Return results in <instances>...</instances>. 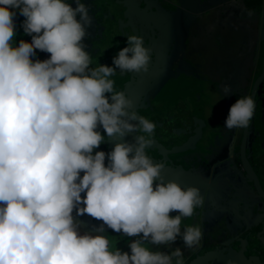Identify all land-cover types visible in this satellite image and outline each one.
I'll use <instances>...</instances> for the list:
<instances>
[{
  "label": "flooded vegetation",
  "instance_id": "af4514ba",
  "mask_svg": "<svg viewBox=\"0 0 264 264\" xmlns=\"http://www.w3.org/2000/svg\"><path fill=\"white\" fill-rule=\"evenodd\" d=\"M65 1L67 4H58L52 15L48 14L49 7L42 9L44 3L38 5L41 9L32 10L31 6L18 17L9 12L0 25V64L10 71L15 66L9 69L6 63L18 58V49L33 37V30L36 38L48 42L44 45L47 49L60 27L69 24L67 16L73 18L74 31L80 32L85 25L100 37L98 51L93 54L96 59L92 58L93 44H88L96 33H89L86 43L76 38L85 44L77 51L79 55L73 54L72 60L66 57L63 60L67 64L60 62L56 68L47 65L50 83L40 93L58 102L47 107L41 98L33 101L39 106L22 124L26 129L21 134L28 136V143L20 142L25 146L19 149L21 154L27 153L24 165L33 172L32 180L46 182L47 187V191L35 189L30 181L28 190L37 195L47 193L51 198L49 202H35L34 207L47 208L46 212L53 214L50 207L57 205L55 218L67 215L63 217L65 222H58L71 227L65 230L66 235L50 227L55 234L50 233L49 242L42 245L40 223L28 222L27 217L22 220L26 206H17L16 202L7 208L0 198V214L10 215V222L0 223V255L6 260L3 264H54V251L75 239L82 244V226L83 231L86 227L87 232L91 231L93 247L84 244L74 249L73 254L84 251L86 255L72 262L65 252L61 253L65 259L61 264H111L112 249L126 257L123 264H264V196L258 192L264 194V75L253 90L264 66V0H205L199 13L192 11L191 18L187 14L190 6H178L171 0H167V7L172 8H168L172 14L160 9V0H91L85 9L93 15L90 21L76 19L78 10L71 5L72 0ZM1 9L5 10L3 2ZM41 11L44 18L40 26L44 30H38L35 24L36 28L19 40L17 34L21 32L14 27ZM231 18L233 23L238 21L237 34L246 33L247 38L245 42L238 38L236 47L222 40L223 29ZM152 23L162 36L153 34ZM172 23L174 28L167 35ZM7 27L16 34L12 42L4 41L10 36L4 37ZM111 35H116L115 41ZM107 42L112 45H105ZM69 43L75 48V39ZM210 46L218 47L222 62H230L228 78L233 87L220 77L226 68L221 66L217 72L219 60L210 62L212 58L206 52ZM202 55V60L198 59ZM177 70L182 71L180 77H176ZM114 76L119 79L109 80L111 85L104 82ZM169 83L177 88L176 93L169 92ZM107 87L113 90L107 91ZM182 88H189L187 99L196 100L197 108L193 109L190 102L191 108L186 107L191 124L186 131L172 130L178 143L173 145L160 137L156 139L158 143H147L139 129L137 134L131 133V124L156 111V106L166 101L165 95L169 100V96L173 98L184 91ZM216 90L217 98L213 96ZM28 105L26 101L22 108ZM210 108L213 112L208 116ZM152 116L159 120L155 124L158 127L170 120L167 114L162 118L157 113ZM33 126L34 133L27 130ZM14 131L12 126L10 139L17 144L20 133ZM150 132L154 137L156 131ZM128 145L139 150L131 151ZM167 169H173L179 178L159 187L154 173L168 174ZM58 170L61 174L50 180ZM38 173L42 174L40 178L35 177ZM76 178L77 184H72ZM178 185L183 190L179 198L175 197ZM215 187L223 191L209 201L207 194ZM101 189H106L103 195ZM170 192L174 201L186 203L171 210L165 203L169 202ZM151 200L155 208L150 206ZM59 208L62 212H58ZM73 227L76 231L69 232ZM18 228L27 232L28 238ZM100 232H107L108 241L102 240ZM13 236L20 237L17 245L11 240ZM130 241L145 246L140 251L133 250L126 246ZM48 244L57 247L51 248L52 256H38L37 263L33 261L30 249L42 250ZM197 255H202V262H194Z\"/></svg>",
  "mask_w": 264,
  "mask_h": 264
},
{
  "label": "rangeland",
  "instance_id": "374dc122",
  "mask_svg": "<svg viewBox=\"0 0 264 264\" xmlns=\"http://www.w3.org/2000/svg\"><path fill=\"white\" fill-rule=\"evenodd\" d=\"M171 1H173L174 4H176V5L179 4V5L183 6V3H188L189 4L188 6H190V7L192 6V8H190V7L187 8L188 9L187 14L189 15V17H190V15H192V11H193V14L199 13L201 8L203 7V5L201 7L202 2L203 1L205 2V0H193V1L192 0H171ZM1 2H3L5 5V10H3V9H1L2 11L0 10V25L1 26L3 24L2 21H5V18L9 14V12H11L14 15V17H18L20 14L22 15L25 11H27V8H29L31 6H32L31 9L32 8L33 9L35 8V10L41 9L39 6L44 3L45 5H44V7H42V9L49 7L48 8V14L52 15L54 9L57 8L58 4H61V3L67 4L65 0L64 1L51 0L50 1L51 3L49 1H46V0H23V1L22 0H0V3ZM146 3L148 4L147 1H146ZM191 3H193V4H191ZM167 4L168 5L170 4L169 2H167V0H160V4H159L160 9H166L168 13L172 12V10L168 9L170 7H167ZM212 5H214V4H212ZM173 6H175V5H173ZM120 7H122V4H120ZM170 9H172V8H170ZM190 9H192V10H190ZM182 12H184V11L182 10ZM169 14H172V13H169ZM178 14L179 13H177L176 15H178ZM176 15H174V17ZM43 18H44V12L41 11V12L36 13V15H34V13L29 15L28 20L26 17H25L26 20H24V19L20 20V23H19L20 26L17 25V27H14V30L17 31V29H18L19 32H21V33L17 34L18 39L21 40L23 38V36L27 33L28 30L35 29L36 28L35 24H38V26H37V28H39L38 30L43 31L44 27L40 26ZM196 18H197V16H196ZM192 19H193V17H192ZM230 20L231 21L230 22L228 21L227 24L225 25L224 29H223L222 40L224 41V43L226 40L229 42L230 46L236 47L238 38L242 39V42H243V39H244V42L247 41V38L245 36L246 33L245 34L241 33L238 35L237 34L238 33L237 31L239 29V26L237 25L238 21H235L237 23L236 24V23L232 22L233 21L232 18ZM252 20L253 19L251 18V20H249V21L252 22ZM128 21H130L129 16H128ZM174 21H176L175 18H174ZM183 21L184 20L181 19V22H183ZM47 22H49V21L47 20ZM53 23L54 22H52L51 24H53ZM240 24L243 25V22ZM173 25H175V24L172 23L167 27V32H166L167 35L169 33L168 31L171 28H174ZM245 27L246 26H244V28ZM246 28H247V31L249 33L248 27H246ZM151 30L154 31L153 32L154 35L155 34H157V36L160 35V33L158 32L159 31L158 27L155 24H153ZM79 33H81V31L78 32L77 34H79ZM89 33H91V36H92V33L93 34L96 33V37L90 36L91 38H89V39L87 38L88 44L89 45L93 44L92 58H94L93 54L96 51H98L97 49L100 45H99V42L97 40V37H98L97 31H93V32L90 31V32H88V34ZM3 34H4V37L10 35L8 38H6L4 40L5 42L6 41H8V42L14 41L16 34L14 31L11 32L8 27H7V30H5L3 32ZM31 35H33V37H35L37 35L36 30H33ZM85 36L87 37V34ZM160 36H162V35H160ZM33 37H30L27 40V42L25 43V45L23 44L22 46H20V48L22 47V51H20V53H18V58H16L13 62H9L8 64L6 63V66H8L9 69L12 68L13 66H15V68L13 70H11V71L6 70L7 68L3 69L4 67L2 68V66L0 64V198L2 199L1 203L5 202L4 205L7 208L11 205H14L16 202H17V206L19 204H21L22 206H26V209H23L24 213L22 216V220H24L27 217L28 222L30 221V222L35 224V221H36V222L40 223L39 232H41L43 234L40 237L42 238L41 243H42V245H44L47 243L48 239L51 238L50 233L55 234L53 231L50 230V227H53L52 230H58L59 232H62L63 235L64 234L66 235L67 231H65V230L67 229V227H71V226L68 223H66V224L64 223L65 224L64 225L63 223L58 222V220L61 221L62 219H63L62 222H65L63 217H67V215L66 216L62 215L63 217L60 218L61 220L55 218L54 210L56 209L55 206H57V205H55L54 207L53 206L50 207L51 210H53V214L51 211H50V213L46 212L47 208L40 207V209L38 210L34 207L36 205L35 202H39V200H41V202H49V200L51 198L46 196L47 193L45 195H37V194H33L32 192H30L28 190V188H29L28 184L31 181L32 182L31 187H33L35 189H37V188L41 189V191H47V187L46 186L44 187L46 182L41 183L39 180H35V179L32 180L33 179V177H32L33 172H29V170L25 167L24 162H23L25 160V156L27 155V153L25 152V153L21 154L19 152L20 151L19 149H22V146H25V144L28 143L27 142L28 136H23L21 134V131H23L24 128L26 129V127L22 124H24L25 122H27L29 120V117L33 115V112H35L34 109H36L37 106H39V105L32 104V103L36 102L38 98L39 99L41 98L42 99V105H46L47 107L48 106L53 107L58 102L56 100H53L52 98H49L50 96H48L47 94L45 96L43 94V96H42L41 95L42 93H40V92L44 93L45 88L48 87V84L50 83L47 81L48 78H46L48 76L47 65L43 64V62L48 63L51 61L49 60L48 62H45L46 57L44 58L42 55H40L43 52H40V50H39V49L44 50L45 49L44 45L45 44L48 45V42H46V41L42 42L39 38L35 37L36 38L35 39ZM115 37H116V35H114V36L111 35V38L114 41L117 38V37L116 38ZM99 38L100 37H98V39ZM167 41H168V39H166V42ZM66 43L68 44V41H66ZM245 44L246 43L243 44V47L247 48V46H245ZM105 45L108 46V45H112V44H111V42H107V44L105 43ZM211 45H213V43ZM7 46H8V44H7ZM72 46L73 45L70 44V47L67 49L70 51L69 53L73 52L72 54H74V56H75L76 54L79 55V53L77 52V49L80 50V48L84 47L85 44H82V42L80 43L79 41H76V43L74 45L75 48H73ZM0 47H1L0 48V51H1V49H3V45H1V41H0ZM9 48H12V45H10ZM70 48H71V50H70ZM201 50H204V49L202 48ZM15 51H16V49H15ZM206 52H208L207 55L210 58H212L210 60L211 63L214 60H217V59L219 60V66L216 69L218 73H219L218 69L221 66H223L224 68L227 69L223 75L221 73L220 77L221 76L225 77V79L227 81L225 79L223 81H225L226 85H229V87H233L234 85L232 86V84H231V82H229V78H228L229 74L231 75L230 70L232 68L230 62H228L227 60H224L222 62L220 53L218 52V47H215V46L211 47L210 46L207 48ZM44 54H46V53H44ZM63 54H66V53H63ZM1 56H2V53L0 55V59H1ZM202 57H203V55L201 57H198V59L202 60ZM31 58H36L37 61L36 62H34V61L29 62L28 60ZM65 58H66V56L64 55L63 59H65ZM17 59H19V61ZM61 59H59L56 64L59 65L60 62L62 61ZM76 59H78V58H76ZM94 59H96V58H94ZM97 61H98L97 63H99V59ZM62 64H67V63H65V61L63 60ZM63 66H65V65H63ZM63 66H61V67H63ZM63 69H64V67H63ZM174 69H176V68H174ZM170 70H172V69H170ZM172 72H173V70H172ZM60 73L61 72H58V74H60ZM176 74H177L176 77H180L182 75V71L177 70ZM118 79H119L118 77L114 76L112 79H105L104 82H108L111 85L112 83H110L109 80L117 81ZM167 88H168L169 92L176 93L177 88H175V86H173V83H169ZM182 89L184 91H179L175 97L171 98L169 96V100H168V96L165 95L166 101L163 102L164 104L156 106V109H157L156 111L154 110L153 112H151L150 115L143 116L139 123H138V119H137L136 122H134V124H131L129 127V130L131 131V133L133 132V133L137 134L138 129H139V131L143 134L142 139L147 143L152 142L154 140H155V142H153V143H158L156 140L158 137H160L161 139H163L167 142H170V144L172 143L173 145H175V143H178L177 142L179 140L178 136L175 137L174 133H172V130L182 132L181 131V129H182L184 132L187 130V128H189L188 126L191 124L189 123L188 111L186 110V107L191 108V106L194 107L196 104V103H194L196 100L192 101V100L187 99V96L189 97V95L191 94L190 90H188L189 88H186V89L182 88ZM108 90H113V89L107 87V91ZM211 93H212V91H211ZM217 93L219 94V92L217 90H216V94H214V92H213V96L214 97L218 96ZM22 101H24V102H22ZM26 101H29L30 105H28L26 109H23L22 104L25 105ZM189 102L193 105L189 106V104H190ZM216 104H215V106H216ZM2 107H4V109H1ZM168 108H169V110H168ZM195 108H197V107L195 106L193 109H195ZM212 112H213V110L210 108V110L206 111V114L208 116H211L210 113H212ZM156 113L161 118H162V116L165 117V115L167 114V116H169L170 120L169 121L166 120L164 122V124H162L159 127L155 126V124H157L159 120L153 119L152 115H154V114L156 115ZM35 115L38 116V111H36ZM36 123H37V121H36ZM12 126H14V130H16V131H14L15 134H17V132L20 133L18 136V138L20 140H17V142H16L17 144H15V142L12 141V140H15L14 138L10 139V129ZM50 128H52V127L50 126ZM35 129L36 128L34 126L32 127V130H30V128H27V130L32 131V133H34ZM27 130H26V132H27ZM152 130L156 131V133L154 132V134H155L154 137H153V135H151V132H150ZM148 133H150V134L148 135ZM159 141H160V139H159ZM20 142H23L25 144H20ZM62 144H63V142H62ZM182 146L184 147L185 145L183 144V145H181V147ZM128 147L130 148L131 151L139 150V148H137V146L133 147V146L128 145ZM179 147H180V145H179ZM130 150H129V152H130ZM124 156H127V154H125ZM159 173L160 174H158V172L154 173L155 174L154 177H156V179L158 180L159 187L162 184H164V182H167V181L173 182L175 180H178V178H179L178 173L175 172L173 169L168 170V174H164L162 171ZM59 174H61V173L58 170L56 176H53L51 178L49 177V179L53 180ZM41 175L42 174L38 173L36 176L35 175L34 176L36 178H40ZM77 182H78V179L76 178L75 180L72 181V184H77ZM1 184H3V187ZM53 188H55V187H53ZM173 188H175L174 184H172L171 189H173ZM145 189H146V191L150 190L149 188H147V185H145ZM222 191H223V189L221 187L213 188L212 192L211 193L209 192L207 194V199L209 201L212 199L215 200L217 198L218 194L219 193L221 194ZM105 192H106V189H101V191H100V193L102 195ZM182 192H183L182 187L178 185L175 189V193H176L175 197L179 198V196L182 194ZM7 193H10L11 195H8ZM168 198H170L169 199L170 203L169 202H165V203L168 207L171 208V210L172 209L175 210V209H177L178 206L179 207L183 206L186 203V202H181V200L174 201V197L172 196L171 192H170ZM11 200H14V202ZM63 202H65V201H63ZM152 202H154V201L153 200L150 201V206L152 208H155L156 204L152 203ZM31 206H33V208H35V209H33ZM60 207L62 208L63 205H61ZM61 208L58 209V212H62ZM58 217H60L59 214H58ZM73 218H74V216H73ZM5 220L7 222H10V215L4 216V215L0 214L1 225L4 224ZM11 220L13 221L12 218H11ZM34 224H32V226ZM62 225H64L63 228H62ZM76 229L77 228L73 227V228L69 229V232L73 231V230L76 231ZM18 230H20L21 235L28 238L27 237L28 233L27 232L25 233L22 230V228H18ZM80 230H81L80 231V233H81L80 239H82V244L78 243V240L75 239V241L67 242L65 245L62 246V248L54 251L53 253H55V254L53 255L54 257L52 259V260H54V262H53L54 264H61V261L65 260L61 254L63 252H65V254L67 255L66 258H69L70 261L72 262L73 258H79L82 255H86L84 251L83 252L81 251L80 255H75V254H73L74 249H78L79 247L83 246L84 244H85V246L93 247L94 244H91V235H92L91 231L87 232V227H86V231H83V226L80 228ZM77 231L79 232V230H77ZM106 234H107V232H105V233L100 232L99 233V236L102 238V240L103 239L105 240V241L103 240L104 242L108 241L106 238L107 237ZM10 236H11V234H10ZM5 237H8V236H5ZM11 240L13 242H15V245H17L19 240H20V237L19 236H13V238ZM51 241H53V240H51ZM93 241H95V240H93ZM120 241H123V240L120 239ZM0 242H2L1 239H0ZM132 242L133 241L128 242V244L126 246L132 247L133 250H137V248H139V251H140V249L144 248V246H145V244H143V243H139L138 246H136V244H132ZM51 248L53 250H55V248H57V247L53 248V244H50V245L48 244L47 248H44L42 250L40 248H38V249L35 248L36 250L30 249V254L33 257L32 260L36 261V263H37V257L38 256H43L46 258H47V256L48 257L52 256L50 253ZM112 251L113 252L110 253V257H112L111 264H123L125 262L126 257L124 255L118 254V252L113 250V249H112ZM0 254H2V251H0ZM203 258H204V256H203ZM194 259H196L194 261L195 263H200V262H202V255H197ZM5 261L6 260H4V258L1 257V255H0V264H3ZM28 261L31 262V259H29ZM236 262H237V260H236ZM18 264H22V263H18ZM226 264H228V262Z\"/></svg>",
  "mask_w": 264,
  "mask_h": 264
},
{
  "label": "trees",
  "instance_id": "16d2710c",
  "mask_svg": "<svg viewBox=\"0 0 264 264\" xmlns=\"http://www.w3.org/2000/svg\"><path fill=\"white\" fill-rule=\"evenodd\" d=\"M91 4H92L91 0H72L71 5L76 8L75 10H78L75 18L76 19L79 18L81 20H87V21L88 20L90 21V19L92 20L93 15H91L90 13H87L85 11V9L88 8L89 5H91ZM66 20L69 22V24H65V25H62L60 27V30H59L60 32L57 33V36L54 38V41L51 43L49 48L44 49V50H40V52H43L40 55H42L44 58L46 57L45 62H48L49 60L51 61V62L46 63V65H48L49 67H52V68L53 67L56 68V66H57L56 63L58 62L59 59L62 58L61 63L63 62V56L64 55L67 58L69 57L68 59L72 60L73 59L72 58L73 52L69 53L70 51L67 49V47H69L71 44L69 42H72L74 39H75V41H77L76 38H80V39H82L83 43H86L87 37L85 35L86 34L88 35V32L91 31V28L89 26L84 25L83 27H80V29H81L80 31H82V32L77 34L78 32L74 31V29H72V27H71L72 22H73V18L67 16ZM66 30H69V34H65ZM83 33H86V34L84 35ZM66 41H68L69 45L66 43ZM70 50H71V48H70ZM20 51H22V47L18 49L19 53H20ZM77 51H79V50L77 49ZM44 53H46V54H44ZM63 53H66V54H63ZM43 64H45V63L43 62ZM182 148H183V146L179 147L178 149H182Z\"/></svg>",
  "mask_w": 264,
  "mask_h": 264
},
{
  "label": "water",
  "instance_id": "95a60500",
  "mask_svg": "<svg viewBox=\"0 0 264 264\" xmlns=\"http://www.w3.org/2000/svg\"><path fill=\"white\" fill-rule=\"evenodd\" d=\"M188 5H189L188 3L185 4V6H188ZM263 63H264V62H263ZM263 65H264V64H263ZM262 75H264V66H263V71H262L261 75L257 78L256 82L254 83V88H253V90L255 89L256 84H257L258 81L261 79ZM246 167H247V170H248V172H249V175H250L251 177H253L254 175H253V173L251 172L249 166H246ZM255 181H256V179H255ZM256 182H257V181H256ZM257 185H258V184H257ZM258 192H259L261 195L264 196V194H263L260 190H258Z\"/></svg>",
  "mask_w": 264,
  "mask_h": 264
}]
</instances>
